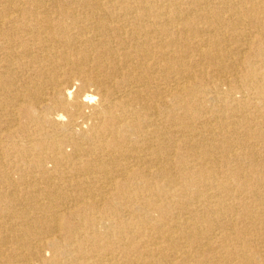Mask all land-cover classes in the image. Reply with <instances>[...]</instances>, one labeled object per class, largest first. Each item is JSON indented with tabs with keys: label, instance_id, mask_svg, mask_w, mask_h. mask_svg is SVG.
Wrapping results in <instances>:
<instances>
[{
	"label": "bare ground",
	"instance_id": "bare-ground-1",
	"mask_svg": "<svg viewBox=\"0 0 264 264\" xmlns=\"http://www.w3.org/2000/svg\"><path fill=\"white\" fill-rule=\"evenodd\" d=\"M0 264H264V0H0Z\"/></svg>",
	"mask_w": 264,
	"mask_h": 264
}]
</instances>
